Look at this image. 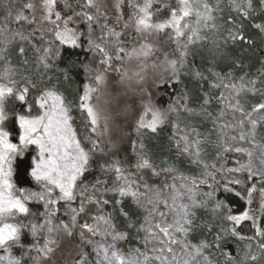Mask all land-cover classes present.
<instances>
[{
	"label": "snow or ice",
	"instance_id": "6c2138e0",
	"mask_svg": "<svg viewBox=\"0 0 264 264\" xmlns=\"http://www.w3.org/2000/svg\"><path fill=\"white\" fill-rule=\"evenodd\" d=\"M124 3L125 0H116L114 23H110L107 11H101L99 0H84L83 4L76 5L79 11L72 10L65 4V7L70 8L71 14L63 15L61 10H58V0H41L40 3L41 23L49 25L47 32L54 35L55 41L60 45L81 47V42L87 37L89 49L99 56V65L103 71L98 70L91 84L83 85L82 94L75 105L84 114L83 131L73 126V106L57 88L37 90V85L31 80L26 77L17 78L18 73L10 62L0 73V81H6L0 82V264H42V261L49 259L55 248L59 247L54 235L63 230L68 236H73L78 226V217L86 212L87 205H121L123 199L128 197L147 211L145 222L140 226V230L145 232L143 251L140 248L124 250L119 246L121 241H127V232L118 231L119 225L110 214L91 215L89 219L93 223L88 220L79 223L84 247L91 250L80 251L75 257V264H212L206 252L213 245L205 240L196 243L189 240L193 230L194 209L207 205L213 199V212L227 207L223 201L216 198L217 189L208 182L209 178L215 180V174L208 171L210 166L201 159L200 133L192 129L191 131L195 132V137H192L185 130V134L179 137L177 146L179 147L182 141V152L189 156L192 163L204 168L202 178L183 174L172 175L171 182H165L163 187L149 185L138 175L139 170L150 169L155 176H159L160 172L144 156L134 165L136 171L133 172L120 166L118 161L100 163L99 157L104 156L106 145L113 144V124L120 115L118 104L111 107V101L106 100L104 105H101L100 100L104 95L101 86L106 84L109 70L119 75V84L132 86L134 82L142 95L147 93L149 96L148 102L142 104L143 110L139 115L136 130L139 132L144 129L155 133L158 127L165 123L167 114L152 105L151 93L145 87L148 69L158 67L155 61L148 63L156 51L154 45L148 42V37L170 30L173 34L170 39L174 40L178 47L185 49L181 52L179 60L183 66L188 46L206 40V37L200 34L201 30L209 26L216 27L214 13L219 10V5L213 7L209 0H175L174 6L161 5L169 8L168 16L166 19L157 20L159 8L154 9L155 0H128L132 13L124 20L123 28L131 27L136 35L144 38V42L138 47H128L122 39L123 30H116V26L123 20ZM230 3L243 17H248L254 11L252 0H230ZM260 3L264 5V0H260ZM35 9L36 5L29 2L18 7L14 15L9 10L7 22L0 28V34H10L9 39L18 36L21 40H28L29 36L24 35L23 26L30 27L36 23ZM26 12L33 15L30 17ZM77 21L86 24V32L79 30ZM12 24L20 28H13ZM255 27L264 31V25L257 24ZM97 29L100 33L98 36L95 35ZM229 38L233 41L244 39L243 35L235 34H230ZM19 51L23 55L24 48L21 47ZM50 52L51 48L45 47L43 55L39 57L45 68L49 67ZM55 54L60 55L59 49ZM126 61H136L139 70L129 74L128 69L123 66ZM160 63L167 65L165 71L170 69L172 72L168 80L178 79L177 60H170L165 54V60ZM224 79L225 77H220L221 83L213 87L232 89L234 96L229 100L221 93L218 99L222 103L226 101V106L233 113L240 114L241 119L237 121L241 128L238 139L252 146L251 149L225 147V152L245 153L248 157L247 164L229 168L227 172L244 173L247 182L256 180L264 184V146H258L255 139L258 126L264 125V102L253 105L250 111H245L238 99L242 92L255 94L257 81L240 77L239 84H225ZM153 82L162 86L167 80L157 77ZM208 103L210 100L206 99L205 104ZM169 110L176 111L171 106ZM208 115L211 118L210 114ZM223 115L224 112L221 111L216 120ZM235 127V124H224L220 131ZM173 128L177 132L180 131L177 124H174ZM230 139L235 141L237 137L232 136ZM258 147L260 158L257 165L253 162V157ZM21 165H24V171L35 181L39 191L17 186L14 175ZM211 167L215 168V165ZM95 168H99L107 178L86 183V174ZM161 171L174 173L176 170L169 167ZM216 171L222 172L223 169ZM109 173L112 175H107ZM246 181L233 179L216 183L222 184L223 191L231 193L234 188L229 185L239 186ZM202 186L212 189L200 193L208 197L205 201L197 200L198 189ZM243 190L246 191L248 203L251 204L253 192L257 190L256 184L252 183L251 187ZM259 192L262 198L261 210L264 211V187H261ZM106 193L118 195L121 199H103ZM235 195L240 196V192H235ZM33 201L42 202L44 211L33 213L29 207V203ZM76 203L78 207H73ZM62 204L65 206L62 215L68 217L67 221L59 219L61 213L58 206ZM120 215L128 217V213L123 209ZM224 219L233 225L224 230L232 237L239 236L240 239L249 240L260 237L264 241V228L256 223V218L250 215L248 210L239 214H228ZM54 220L58 222L54 224ZM245 221H252L255 236L240 235L238 226ZM134 226L128 225L129 229ZM85 232L90 234L91 238L84 239ZM26 234L32 237L29 244L24 242ZM219 239L221 236L217 234V240ZM149 244L153 246L149 248ZM215 246L219 247V244ZM258 248L264 252V242L259 243ZM14 250L19 251L20 255H15ZM224 255L230 254L225 252ZM244 260L254 264L257 256L245 254ZM230 264H235V258L230 257Z\"/></svg>",
	"mask_w": 264,
	"mask_h": 264
},
{
	"label": "rangeland",
	"instance_id": "374dc122",
	"mask_svg": "<svg viewBox=\"0 0 264 264\" xmlns=\"http://www.w3.org/2000/svg\"><path fill=\"white\" fill-rule=\"evenodd\" d=\"M253 1V0H252ZM34 3L36 9L34 12L36 23L30 27L27 25L23 26L24 35L29 36L28 40H21L18 36L14 39H9L10 34H0V73L4 71V68L9 66V62L15 71L18 73L17 78L26 77L37 85V90L45 89L49 87H55L59 92L66 97L72 106V116L74 120V127L80 131H83V125L85 123L84 114L77 108L75 105L78 102L79 96L82 94L83 85L85 83H92V79L99 71H103L102 66L99 65V56L89 49L87 44V37L81 42V47H72L66 45H60L58 41H55L54 35L47 32L49 25L41 23V9L40 3L41 0H0V28H2L7 22V13L9 10L12 11L13 15L15 14L18 7L22 6L25 3ZM59 2V0H58ZM84 0H63V4L69 5L72 10L79 11L80 9L76 7L77 4H83ZM116 0H99V3L102 5L101 11H107V14L110 17V23H114L116 10H115ZM133 2H142V0H133ZM175 0H155L154 9L159 8V13L156 16L157 20L166 19L168 12L161 11L160 5L169 4V6H174ZM212 6L216 7L219 5V10L214 13L216 20L214 21L216 27L212 28H203L201 30V35L206 37V40L200 41L196 44L189 45L187 49V56L185 57L183 66L180 65V54L185 51L182 47H178L177 43L170 39L173 35L170 30H166L164 33L153 34L148 37V42L152 43L156 49L154 56L148 61L151 64L155 61L158 65L156 68H149L147 71V81L145 87L147 91L151 93L150 99L154 107L165 111L167 118L165 123L158 128H164L169 134L168 141L172 142L173 148L176 149L177 157H185L188 160V169L185 170L177 169V164L174 160L166 157L155 160L150 152L147 151V142L159 143L163 137L158 136V133H151L148 130L141 129L139 132L136 130L137 121L140 113L142 112V104H146L149 100L147 93L141 94L139 90L135 87L134 82L132 86H126L117 83L119 80V75L117 73L109 72L106 75V84L101 86L102 92L104 95L101 96L100 104L104 105V102L111 101V107H116L119 105L120 115L115 120L113 124V144H107L105 147V154L103 157H99L100 163L106 162H116L118 161L120 166L127 169L129 172L136 171L134 165L138 162L141 156L148 158L151 163L155 166L156 170L160 172L159 176L152 174L150 169L139 170L138 175L143 177L144 182H147L149 185H157L163 187L165 182H171L172 175H185L192 177L202 178V173L204 168L198 166L191 162V159L187 154L182 152L183 142H180L179 147L177 146V141L179 137L185 134V130L188 131V134L192 137H195V132H192V129H195L200 133V138L202 140V152L201 159L208 164L210 167L208 171H212L215 174V180L209 178V184H212L215 189H217V199L223 201L220 197V193H229L223 191L222 184L216 183L217 181H229L233 179H241L246 181V174L244 173H228L227 169L239 167L240 164H247L248 157L245 153H237L234 151L225 152V147L235 148L243 147L251 149V144L247 142L239 141V133L241 128L237 124V121L241 119L238 112L233 113L231 109L226 106V101L221 102L218 98L221 96V93L224 94L229 100L234 96V91L229 88L224 87H213V85L220 84V77H225L223 83H237L239 84L240 80L235 79L234 75L231 73L223 75L222 73H215L214 71L207 72L208 74H202L194 72V78H199L201 85L202 82L206 84L205 90L201 91L205 95L206 99L210 100V103L202 106L197 102V104H192V101L189 99L188 93L189 90L185 89V82L180 81L179 78H173L168 80L169 76H172L170 69L165 71L167 67L166 64H161V61L165 60V54H167L168 59L177 60V73L183 74V76L188 74L189 69L192 67L193 63L192 54L193 52L203 53H212L214 48L217 49V52L220 48L224 47L225 44L232 43L233 40L229 38L230 34L238 35L237 30L235 29V21L238 22L243 17L239 12L235 11L233 6L230 3V0H215L211 1ZM253 3V2H252ZM69 7H65L61 10L62 15L64 13L71 14ZM60 10V9H58ZM123 11V20L121 23L116 26L117 31L123 30L124 35L122 39L125 41L126 46L138 47L139 44L144 42V38L138 36L134 33L131 27L124 29L123 22L127 20L128 16L132 13V8L128 4V0H125V3L122 5ZM30 17L33 13H25ZM194 19V18H193ZM231 21V22H229ZM103 22V21H101ZM80 31H87L86 24L77 21ZM257 24L264 25L261 20L257 21ZM13 28H20V26L12 24ZM43 33V35H42ZM99 30H96L95 35L98 36ZM23 47L24 53L20 54L19 49ZM50 47V59L48 60L49 67L45 68L42 63L39 61V57L43 55V48ZM76 49L78 52H81L82 61H73L71 57H66L64 53V48ZM39 49V51H38ZM59 49L60 55L57 56L56 50ZM254 50L258 51L261 57L264 58V42L259 46H254ZM260 50V51H259ZM68 59V62H66ZM72 61V62H71ZM61 62V63H60ZM62 65V66H61ZM119 66V65H118ZM124 68L128 69L129 74L138 71L136 61H126L123 65ZM70 72V73H69ZM199 73V75H197ZM74 80L69 83L67 78L68 75ZM76 74H79L78 78ZM259 74V73H258ZM261 75H264V70L261 71ZM62 76V77H60ZM64 76V77H63ZM157 77H161L164 80H167L166 84L162 86H157L153 81ZM245 79L248 78L246 75L242 76ZM197 81V80H195ZM6 82V81H0ZM263 83V82H262ZM264 84V83H263ZM95 86V85H93ZM257 86V85H256ZM202 87V86H201ZM264 85L258 86L257 92L254 94L252 92H242L238 99L240 100L241 105L245 108V111H250L251 107L255 104L261 103L258 102L264 98ZM251 94L253 96H251ZM205 99V100H206ZM235 102L234 100L232 101ZM190 103V105H189ZM210 104H215L216 110L214 113L208 111ZM170 106L175 108L176 111H170ZM191 106V107H190ZM194 106V107H193ZM206 107V108H205ZM186 109H190L188 111ZM221 111L224 112L223 117L219 120H216L220 116ZM207 112L208 122L207 129L209 131L202 132L199 128V121L197 117ZM196 118V119H195ZM215 121V123H214ZM177 124L180 131L177 132L173 125ZM224 124H235L236 127L226 128L223 132L220 131L221 127ZM247 131V129H244ZM226 133V135L224 134ZM236 136L237 140H232L230 137ZM256 144L258 146H264V125L258 126L256 130ZM168 142H166L167 144ZM141 144H143V149H141ZM259 147L255 150V155L253 157V162L259 164ZM237 161L239 163H237ZM211 165H215V168H212ZM174 168L176 171L174 173H166L161 171L166 168ZM223 169L222 172H217L216 170ZM107 175H112L111 173ZM107 176L95 168L89 174H86L85 182H95L96 179H106ZM14 181L18 187L28 188L32 191H39L38 186L35 181H33L24 171V165H21L14 175ZM179 183V182H177ZM255 183L257 190L253 192L252 203H248L247 193L243 189L246 187H251V184ZM111 185V181H109ZM234 188V191L231 192H240L239 198L244 201L245 210L249 211L250 215H253L256 218V223L264 228V211L261 210L262 198L259 192L261 187H264V184H261L259 181L245 182V184L239 186L229 185ZM143 191V188H141ZM212 191V189L207 186H202L198 189L197 200L205 201L208 200V197L200 194ZM103 199L109 201H114L116 199H121L118 195L112 193H106L103 196ZM123 200H128L131 202L141 214L142 221L136 229L131 232L132 241H130L128 236L129 229H124L123 226L117 219V214L121 212V205H116L114 203H109L108 205H102L97 207L95 204H89L86 206V212L81 214L78 217V226L74 231L73 236H68L63 230L59 234L54 235V238L58 240L59 247L55 248L53 254L50 258L42 261V264H75V257L82 250H91L90 248L85 249L83 240L80 237V227L79 223H82L84 220H88L89 223H93L89 217L91 215H111L114 221L119 225L118 231L127 232V241H121L119 246L124 249H135L140 248L143 251L144 246V236L145 232L140 230L141 224H144L145 218L147 217V211L145 208L138 206L137 202L132 198H124ZM187 202V201H185ZM224 202V201H223ZM215 205V199L211 200L207 205L194 209L193 219V230L189 236V240L193 243H196L200 240H205L209 244L213 245L210 247L206 255L209 256L212 264H230V257L235 258V264H251L249 261L244 260L245 254H253L257 256V260L254 264H264V252L258 248V244L262 241V238L257 237L256 239H240L239 236L232 237L230 234L224 232L225 229H230L233 225L229 222H226L224 217L228 214H239L234 213L233 209L227 206L226 208L217 210L213 212L212 209ZM73 207H78V203L73 204ZM29 207L33 213L37 211H44L42 202L33 201L29 203ZM60 208L59 219L68 220V217L63 216L62 213L65 211V206L62 204L58 206ZM231 210V212H229ZM58 220H54L53 223H57ZM204 229V230H203ZM240 232L241 236L244 237H253L255 236V229L252 227V221L242 222L237 229ZM217 234H220L221 239L217 240ZM91 238L90 234L87 232L84 233V239ZM229 239L225 245L216 247L215 245L219 244L222 239ZM24 242L29 244L32 242V237L30 235H25ZM43 240H41V244ZM251 245V248H249ZM153 245L149 244L148 247L151 248ZM227 252L230 255L226 256L224 253ZM15 255H20L19 251L14 250ZM35 255V253H33ZM31 264V262H30Z\"/></svg>",
	"mask_w": 264,
	"mask_h": 264
},
{
	"label": "trees",
	"instance_id": "16d2710c",
	"mask_svg": "<svg viewBox=\"0 0 264 264\" xmlns=\"http://www.w3.org/2000/svg\"><path fill=\"white\" fill-rule=\"evenodd\" d=\"M211 1L212 0H209V3L212 5ZM252 2L254 11L251 13V15L248 18L241 17V20L238 22L235 21V29L237 30L238 35H243V40L237 39L232 43H228L227 45L225 44V46L220 48L218 52L217 49L214 48L215 51L210 54L206 52L203 53V51H201L202 54L200 52H193L191 58L194 61L191 64L192 67L189 69L188 74L185 76H183V74H178L179 80H183L185 82V89L189 90L188 96L189 99L191 98L190 100L192 101V104H197L198 102L202 106H205L206 99L205 95L201 93L203 89L205 90L206 84L202 82L203 85H201L200 79H195L193 77L194 72L200 71L199 73H201V75L208 74L207 72L209 71H214L217 74L222 73L223 75L231 73L232 75H234L235 79L246 75V77L253 78L257 81V86L255 85L256 89L259 85H264V75H261V71L264 70V58L261 57L258 51L254 50V46H259L264 42V31H261L260 29L255 27V24L259 20L264 23V5H261L260 0H253ZM64 8L65 6L63 4V0H59L58 9L62 10ZM160 8L161 11L164 12H168L167 9H169L161 7V5ZM64 49V53L65 55H67L66 57H71L73 61H82L80 58L81 52H78L76 49H70L67 47ZM66 62H68V59H66ZM67 76V80L69 83L74 81L69 76V74ZM78 76L79 74H76L77 78ZM262 95V97L264 98L263 93ZM251 96L253 95L251 94ZM258 102H262V99ZM216 109L217 108L215 104H210V108L208 107V111L212 113H214ZM208 119L209 118L207 112H204L197 117V120H194L195 122L199 121L198 128L202 132L209 131L207 129ZM156 132L158 133V136L163 137V139L160 140L159 143L147 142V145L144 144L145 147H147V151L150 152L153 157H155V160L161 159L162 157L169 158L170 156V159L174 160L175 164L179 165L177 166V169H180L182 171L185 170V168L188 169V160L185 157H177L176 149L173 148L172 142H170V140L168 141L169 134L167 133V131L164 130V128H158ZM166 142L168 143L166 144ZM219 197L224 201V203H226L233 209L234 213H241L244 211V201L237 195L232 193H220ZM120 207L121 209H123V211L128 213L127 218L123 217L120 214H117V219L123 226V228L126 230L129 229V224L135 225L128 231L129 239L130 241H132L131 232L136 229L142 221L140 211L128 200H123ZM227 240L229 239L223 238L219 243V247L222 248Z\"/></svg>",
	"mask_w": 264,
	"mask_h": 264
}]
</instances>
